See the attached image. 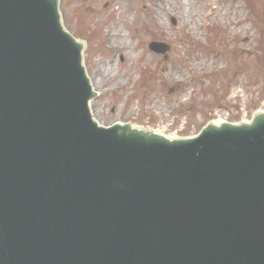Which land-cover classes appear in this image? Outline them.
Segmentation results:
<instances>
[{"label":"water","instance_id":"obj_1","mask_svg":"<svg viewBox=\"0 0 264 264\" xmlns=\"http://www.w3.org/2000/svg\"><path fill=\"white\" fill-rule=\"evenodd\" d=\"M82 49L58 0H0V264H264V113L100 126Z\"/></svg>","mask_w":264,"mask_h":264},{"label":"rangeland","instance_id":"obj_2","mask_svg":"<svg viewBox=\"0 0 264 264\" xmlns=\"http://www.w3.org/2000/svg\"><path fill=\"white\" fill-rule=\"evenodd\" d=\"M59 10L84 42L103 126L183 138L264 111V0H59ZM152 41L170 45L167 60Z\"/></svg>","mask_w":264,"mask_h":264},{"label":"bare ground","instance_id":"obj_3","mask_svg":"<svg viewBox=\"0 0 264 264\" xmlns=\"http://www.w3.org/2000/svg\"><path fill=\"white\" fill-rule=\"evenodd\" d=\"M235 93V92H234ZM93 116V115H92ZM94 118V117H93ZM98 124H100L98 121H96ZM215 124H219V123H221V120H216L215 122H214ZM101 125V124H100ZM156 132H159V133H162L161 131H156ZM169 136H172V135H169Z\"/></svg>","mask_w":264,"mask_h":264}]
</instances>
